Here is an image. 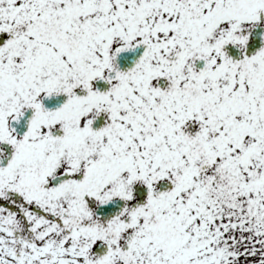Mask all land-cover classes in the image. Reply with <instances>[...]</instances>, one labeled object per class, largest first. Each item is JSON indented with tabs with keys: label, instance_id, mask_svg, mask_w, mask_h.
I'll list each match as a JSON object with an SVG mask.
<instances>
[{
	"label": "snow or ice",
	"instance_id": "1",
	"mask_svg": "<svg viewBox=\"0 0 264 264\" xmlns=\"http://www.w3.org/2000/svg\"><path fill=\"white\" fill-rule=\"evenodd\" d=\"M0 264H264V0H0Z\"/></svg>",
	"mask_w": 264,
	"mask_h": 264
}]
</instances>
